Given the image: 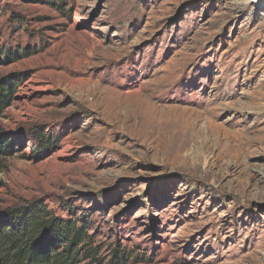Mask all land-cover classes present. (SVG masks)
Wrapping results in <instances>:
<instances>
[{
	"label": "rangeland",
	"instance_id": "obj_1",
	"mask_svg": "<svg viewBox=\"0 0 264 264\" xmlns=\"http://www.w3.org/2000/svg\"><path fill=\"white\" fill-rule=\"evenodd\" d=\"M0 47L28 55L0 212L40 200L126 264H264V0H0Z\"/></svg>",
	"mask_w": 264,
	"mask_h": 264
},
{
	"label": "trees",
	"instance_id": "obj_2",
	"mask_svg": "<svg viewBox=\"0 0 264 264\" xmlns=\"http://www.w3.org/2000/svg\"><path fill=\"white\" fill-rule=\"evenodd\" d=\"M27 56L18 50L3 52L0 47V67ZM26 78L21 73L0 78V118ZM13 138V134L0 131V158L10 157L23 148L24 145L16 147ZM34 140L32 154L36 162L52 155L58 143L55 138L40 133ZM101 250L85 224L62 219L40 200L0 212V264H126L128 261L120 249H113L107 258Z\"/></svg>",
	"mask_w": 264,
	"mask_h": 264
}]
</instances>
